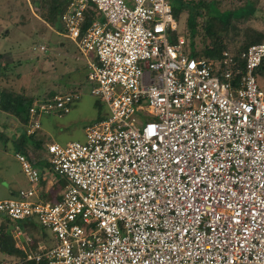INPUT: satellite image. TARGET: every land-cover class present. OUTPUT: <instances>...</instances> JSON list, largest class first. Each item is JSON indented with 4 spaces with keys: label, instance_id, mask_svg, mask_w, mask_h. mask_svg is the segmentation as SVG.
<instances>
[{
    "label": "built area",
    "instance_id": "2783aa9c",
    "mask_svg": "<svg viewBox=\"0 0 264 264\" xmlns=\"http://www.w3.org/2000/svg\"><path fill=\"white\" fill-rule=\"evenodd\" d=\"M67 2L63 33L108 113L83 141L47 145L50 173L65 184L58 200L40 198L41 172L15 155L29 187L0 200V215L33 220L54 240L32 252L14 226L25 261L264 264V43L248 47L241 69L227 52L211 61L191 56L182 36L172 42L168 0ZM87 12L94 19L83 30ZM76 100L36 99L25 135Z\"/></svg>",
    "mask_w": 264,
    "mask_h": 264
},
{
    "label": "rangeland",
    "instance_id": "374dc122",
    "mask_svg": "<svg viewBox=\"0 0 264 264\" xmlns=\"http://www.w3.org/2000/svg\"><path fill=\"white\" fill-rule=\"evenodd\" d=\"M39 1L42 3V8L33 5L32 0H0V53L4 56L3 61L6 62V67L0 74V91L5 88L35 98L46 93L67 92L75 87L79 88L77 100L69 113L61 116L51 114L41 118L40 134L34 142L37 144L40 142L41 146L51 141L59 144L81 142L84 140V129L103 119L108 111L100 100L90 94L88 70L76 44L64 35L62 29L58 31L44 21L48 16L49 0ZM217 1L218 12L242 7L246 3L252 4L256 10L254 15L247 21L237 22V25L241 29L250 27L264 33V0ZM237 13L243 14L247 11L241 10ZM215 14L217 13L214 11L209 12V16ZM185 18V14L181 15L178 31L187 32L184 25ZM206 18L207 15L202 20ZM202 35L201 30L195 39L197 49H202L200 39ZM41 45L45 46L46 52L38 51L37 48ZM258 85L264 92V83L259 81ZM20 127L14 118L0 112V199L10 198L11 190L19 187L27 188L29 185L15 157L16 141L20 140L19 134L25 133ZM34 149V155L38 156L40 151L35 146ZM17 224L26 223L17 222ZM17 224L13 222L6 224L5 219L0 218V227H7L9 232ZM28 226L32 228L27 229L26 225L25 229L30 233V238L36 247L39 241L45 239L48 242L53 238L51 232L39 224ZM53 246L54 243L49 244L48 247ZM30 249L32 252L36 251V248ZM25 252H28L26 248ZM6 260L0 255V264L5 263ZM6 264L11 263L6 262Z\"/></svg>",
    "mask_w": 264,
    "mask_h": 264
},
{
    "label": "trees",
    "instance_id": "16d2710c",
    "mask_svg": "<svg viewBox=\"0 0 264 264\" xmlns=\"http://www.w3.org/2000/svg\"><path fill=\"white\" fill-rule=\"evenodd\" d=\"M172 6V14L174 19L178 23L181 15L185 14V31H178L172 35L171 41L175 42L177 37L182 36L186 41L185 50L193 57L203 56L211 61H224L222 58V53L227 52L233 59L238 62V67L243 68L244 60L242 55L246 52L249 46L264 43V33L262 31L245 27L240 28L237 25V22L244 20H249L255 13V8L250 3H246L242 7L230 8L224 12H218L219 2L217 0H168ZM32 4L38 8H42L41 1L32 0ZM67 0H49L48 1V16L44 21L51 27L56 28L58 31L63 30V26L60 23V17L65 12L67 8ZM241 10L247 11V13L238 14ZM214 11L217 14L214 16H209V12ZM207 15V18L203 21V17ZM94 19V14L92 12H87L84 15V27L87 28ZM201 20V21H199ZM202 30V49H197L195 45V39L199 35V31ZM64 32V31H62ZM4 56L0 53V74L6 67V62L3 61ZM221 68H225V63L221 64ZM234 69V68H233ZM258 74L263 78L264 77V61L262 62ZM88 81V80H87ZM80 89L75 87L67 92H55V93H46L39 97H27L23 93H17L8 89H1L0 91V112L11 116L19 124L20 128L23 131L26 130V127L29 123V109L31 108L33 102L39 98H50L55 94H77ZM102 120V119H100ZM98 120V121H100ZM97 121V122H98ZM34 134L30 137L26 136L25 133L20 134V141L25 143L30 138H34ZM37 146L36 148H41L37 142H34ZM19 145V148H21ZM23 146L21 149L22 150ZM35 150V149H34ZM25 154L27 150L23 151ZM62 182V183H61ZM61 183L59 186L56 185L53 187V193L58 192L59 188H63L64 181H59ZM57 187V188H56ZM43 199H47L44 197ZM57 198L56 200H58ZM0 218H4L6 224L11 223L6 217L0 215ZM26 223L25 225L19 224L18 226L23 232H27V229H31L29 224H37L33 220L22 221ZM27 225V229H25ZM13 228L11 231L7 227H0V255L4 256L5 263L10 262L11 264H43V262L36 263L34 261H25L26 252L22 249H19L15 246V239L12 234ZM32 241L30 246L35 249L36 245ZM11 260V261H9Z\"/></svg>",
    "mask_w": 264,
    "mask_h": 264
},
{
    "label": "crops",
    "instance_id": "0c3cea01",
    "mask_svg": "<svg viewBox=\"0 0 264 264\" xmlns=\"http://www.w3.org/2000/svg\"><path fill=\"white\" fill-rule=\"evenodd\" d=\"M39 134H40V131H38L37 135H35L34 138L28 139L27 141H25V143H23L20 140L19 141L17 140L16 141L17 142V144H16L17 145V149H15L17 151L15 152V154L19 153V154L26 155L27 158L30 160L31 164L41 172L42 177L40 179L39 192H38L39 195H40V198L43 201H54L55 199L59 198L60 190L58 192H55V193L52 194V192H53L52 189L56 185L59 186L62 182L59 183V181H61V180L57 179V177L55 178L50 173L49 165L46 162V157H47L46 147L50 143H57V142H53V141H51V142H45L44 144H42L41 148L38 149L40 151L38 153V156H35L34 155V151H35L34 150V146L35 147H37V146L34 144V141L37 139V137H38ZM19 137H20V134H19ZM20 144H22L21 145V148L23 146V149L22 150H19V149H21V148H19V145ZM38 144L40 145V142ZM65 144H67V143H65ZM65 144H60V145H65ZM29 147H31V148H29ZM24 150H27L28 154L27 153L25 154L23 152ZM64 185L65 184H63V187H64ZM28 187H29V185H28ZM22 189H26V188H22ZM22 189L19 187V188H16L15 190H11L10 191V194H11L10 198L13 197L19 190H22ZM59 189H62V188H59ZM44 197H47V199H43ZM6 199H8V198H6ZM0 200H2V199H0ZM24 233L27 234L30 237V233L28 231L27 232H24ZM44 237H45V235H44ZM15 241H17V240L15 239ZM42 242H44V243H42ZM53 243H54L53 242V238L52 239H49L48 242H47V240L44 239V241H39V243H37V246L38 245H42V246H44L46 248H49L48 247L49 244H53Z\"/></svg>",
    "mask_w": 264,
    "mask_h": 264
}]
</instances>
